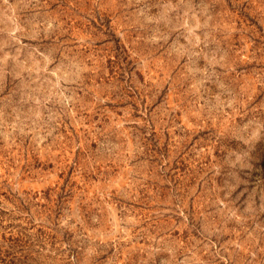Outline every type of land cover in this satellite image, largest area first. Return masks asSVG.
Returning <instances> with one entry per match:
<instances>
[{
  "label": "rangeland",
  "instance_id": "obj_1",
  "mask_svg": "<svg viewBox=\"0 0 264 264\" xmlns=\"http://www.w3.org/2000/svg\"><path fill=\"white\" fill-rule=\"evenodd\" d=\"M0 264H264V0H0Z\"/></svg>",
  "mask_w": 264,
  "mask_h": 264
}]
</instances>
